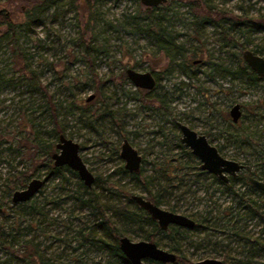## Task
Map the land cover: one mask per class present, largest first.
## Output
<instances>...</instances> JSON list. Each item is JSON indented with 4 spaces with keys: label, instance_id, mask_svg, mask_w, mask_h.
Wrapping results in <instances>:
<instances>
[{
    "label": "rangeland",
    "instance_id": "1",
    "mask_svg": "<svg viewBox=\"0 0 264 264\" xmlns=\"http://www.w3.org/2000/svg\"><path fill=\"white\" fill-rule=\"evenodd\" d=\"M55 1L41 15L39 24L17 31L16 44L13 38L2 39L7 24H1L0 19V72L7 81L13 79L12 82L2 81L0 85V133L12 139V149L7 143L0 152V201L5 203V213H0V231L11 232V225L17 226L21 219L20 242L34 239L35 243H40L45 264H80L79 258L88 264H104L108 259L105 250L78 247L80 238L77 240L76 232L91 225L99 214L92 208H80L67 197L68 193L75 195L79 187L81 180L77 175L64 172L68 181L63 180L61 185L56 184L58 179L47 180L44 174L35 176L46 181L43 192L40 190L33 198L46 214L42 217L45 222L39 227L33 223L34 215L11 201L15 190L27 186L19 184V175L31 172L34 167L32 152L27 154V149L19 144L26 137L25 131H21L22 119L30 113L45 129L50 128L52 121L48 117L47 99L59 103L57 121L65 126L66 136L79 143L80 156L100 179L91 189L105 204L106 217L117 221L119 217L114 215L122 209L134 210L122 192L146 196L143 183L152 179L149 187L154 193L166 191L163 201L175 203L188 212L204 213L211 209L216 217H221L223 210L233 205L227 194L209 184L210 180L202 179L189 186L184 180L185 183L178 186L176 179L172 188L162 176L161 169L171 163V158L176 159L172 164L179 162V167L196 161L188 160L175 145L177 129L167 123L169 120L162 116V110H157V103L149 101L143 90L135 88L127 77V68L156 71L163 76L158 86L171 93L169 110L172 115L183 118L197 132L209 134L213 144H225L221 151L224 157L251 161L253 168L264 177V167L258 164L257 158V151L264 145V113L257 108L264 104V81L247 87L244 78L232 82L217 71H213V79L209 75L212 63L234 65L235 54L243 51L239 47L241 44L245 49L259 47L264 50V31L247 30L243 25L231 26L240 20L264 23V0H171L158 6L175 45L191 61L201 60L192 67L198 71L192 79L180 71L178 56L166 58L156 49L153 40L137 30V26L143 27L145 23L143 16L147 9L138 0ZM204 1L210 5L211 12L207 11ZM30 6L31 0H0V12L17 22L24 20ZM91 14L94 20L88 24ZM134 15L142 19L134 22L131 19ZM19 48L26 59L17 64L15 53ZM25 64L28 70L35 72L39 82L30 80L29 71H22ZM166 72L169 74L163 75ZM35 88L38 90H33ZM91 95L93 98L86 101ZM234 103L241 105L243 116L247 115L238 121V126L247 133H255L250 146L239 147L225 139L235 131L229 115ZM47 136L44 135V139H48ZM125 137L143 157L139 182L118 173L119 167L124 165L119 151ZM33 151H38L41 157L46 155V149ZM184 171L181 166L175 173L181 175ZM54 200H59V204ZM160 206L169 208L168 204ZM31 223L35 227L29 229ZM118 225L131 240H144L137 225ZM237 227L251 239L259 234L264 237V225L256 219H241ZM231 233L232 230L225 226L204 232L184 231L179 237L183 253L193 263L216 258L227 264L246 259H251V264H264V253L255 248L253 256L248 252L250 247ZM154 239H160V235ZM160 247L168 250V247ZM17 248V243L14 248L0 245V260L6 259L8 250ZM86 249L87 256H84L82 252Z\"/></svg>",
    "mask_w": 264,
    "mask_h": 264
},
{
    "label": "trees",
    "instance_id": "2",
    "mask_svg": "<svg viewBox=\"0 0 264 264\" xmlns=\"http://www.w3.org/2000/svg\"><path fill=\"white\" fill-rule=\"evenodd\" d=\"M87 1V0H83ZM118 1V0H115ZM139 1V0H138ZM208 6L207 11L211 12L210 5L204 1ZM55 0H31L30 9L25 12V17L23 21H14L12 17L7 16L6 13L0 12L1 24H7V31L2 37V39L13 38V41L16 44L18 40V35L16 34L20 28L28 27L32 24H39L41 22V15L46 11L47 8L51 7L55 4ZM146 14L143 16L144 25L143 27L137 26V30L144 32L151 40H153L155 47L158 51L162 52L166 58L172 59L173 56H178L180 70L188 77L193 78L198 74L197 70H193L194 67L190 58L185 55V53L181 50L178 45H175V40L172 36V32L168 29L167 25L164 23V17L159 15L158 7H146ZM142 17V16H141ZM139 15H134L131 19L135 22L137 20H141ZM94 20L93 14L90 15L88 19V24ZM247 26V30L251 31H264V23L262 22H250L248 20H241L237 23H232L231 26ZM10 36V37H9ZM241 50H245V45H239ZM15 53L16 63H22L24 59H26V54L23 52L22 48ZM15 50V49H14ZM253 53L261 55L264 57V50L261 48H252L250 49ZM22 71L26 73L29 71V78L31 81H38V76L35 72L28 70V65H24ZM212 72L209 75L212 77V73L219 72L222 76L230 78H235L239 75V77L244 78L245 84L247 87H254L259 79L254 74V72L243 63L241 67H238V64L235 66H227L220 64H211ZM38 79V80H37ZM12 82L13 79L6 80L4 74L0 72V85L1 82ZM39 82V81H38ZM184 85V83H182ZM183 87V86H182ZM162 88L156 86L152 91L144 92L146 98L149 101H154L157 103V110H162V116H164L167 120L173 116L171 111L169 110V102L172 100L169 92L162 91ZM33 90H38L35 88ZM180 91L181 88H178ZM86 101H88L86 99ZM48 117L52 121V125L50 128L44 127L42 122H38L36 117H32L30 113H27L26 116L23 117L22 121V132L25 131L26 137L21 140L19 144L23 145L21 148L27 149V154L32 152V162L33 169L28 173H21L18 177V182L20 185L25 186L29 183V181L35 177H40L42 174L45 175L47 180L58 179L56 184H60L64 181H68V177L65 176L64 172H69L71 175H77V173L67 166H54L52 162L51 155L54 152L55 144L58 141V136L60 134H65V126L57 121V113L59 103H53L52 101H46ZM257 108H260L264 113V104L258 105ZM32 111V110H31ZM35 111V109H33ZM32 111V112H33ZM260 115V114H258ZM247 115H244L245 117ZM257 116V115H255ZM100 117V116H99ZM87 126H90L87 124ZM231 126V125H230ZM235 127L234 132H230V140L228 143L237 144L239 147L250 146L253 144V136L255 133H247L243 129L238 126V123L232 125ZM231 126V127H232ZM48 135V139H44V135ZM239 135V138L237 137ZM261 137V133L258 134ZM71 136V135H70ZM126 138V137H125ZM10 137L5 133H0V149L3 145L9 143V149H12ZM54 140H57L54 142ZM179 148L182 152H185V148L178 143ZM46 149L45 156L41 157L39 152L33 151L34 149ZM3 149H1V153ZM188 160H193L194 157L190 156V154L186 155ZM258 164L264 167V145L260 146V149L257 151ZM176 160L174 158L170 159V164L166 167H163L162 176L171 183V187L174 188L175 180L177 179V185H183L184 180L187 181V185H195L199 183L200 179L210 180L209 184H214L217 189L221 190L222 193L227 194L231 199L230 205L223 210L221 217H216L211 209L204 211V213L198 212H188L187 209H181L177 204L170 203V201H163L162 197H164L163 192L152 191L149 185L152 184V180L146 181L143 183V188L146 192V197L156 205L168 204V210L173 212L182 213L185 215H194L196 217L197 225L194 229H184L177 226H170L166 231H160L157 223L153 220L148 213H146L141 207H139L131 198L128 193L123 191V195L126 197V201L133 204L134 210L127 211L122 209L114 216H118L119 220L114 221L113 217H106L105 215V204L101 202L100 195L96 193L94 189L86 187L81 181L78 182L79 187L75 191V195L67 194L68 198L73 199L78 203L80 208H92L96 210L99 214L97 218L94 219L91 225L84 226L80 228L76 232V238L79 240L78 247L86 246L88 249L96 248L100 250H105L108 254V259L104 264H130L127 258L123 255L121 250L119 249L118 240L121 236H125L126 231L121 230L119 228L120 224H130L137 225V230L142 232V237L144 240L154 241L158 246L162 245L168 247V250L174 252L176 254V260L173 263H162L158 261L149 262V264H194L191 262L187 256L183 253L181 243H180V235L184 231H197L204 232L208 230L210 227H227V229L232 230L231 235L238 237L239 241H242L243 244L248 245L249 251L253 256L255 255V248L258 252L264 253V237H261L260 234L255 239H251L247 237L246 234L241 232L240 227H237V223L241 219H256L259 224L264 225V191L257 190L251 185H245L244 180L240 178H231L228 183H224L216 178L214 175H209L206 171H201L198 169V163H185L180 164L182 169H185L181 175H177L175 172L179 170V162L172 164V162ZM195 160V159H194ZM247 164L253 165L251 161H246ZM143 168L138 174L131 173L127 171L123 165H121L118 169V173L121 175H128L133 181L139 182L140 177L143 174ZM44 172V173H43ZM78 176V175H77ZM187 178V179H186ZM100 179L98 177L95 178L94 184L97 186L99 184ZM180 182V184H179ZM177 186V187H178ZM63 189L62 187H60ZM41 192L43 190L41 189ZM74 194V193H73ZM129 196V197H128ZM11 200V199H10ZM12 201V200H11ZM55 204H59V200H54ZM13 202V201H12ZM14 203V202H13ZM56 204V205H57ZM4 205L3 201H0V213L4 214ZM14 205L20 206L25 212L30 213L32 216L34 215V221L38 227L45 222V219L42 218L45 213H43L42 209L38 206V202L36 199H31L27 202H19L14 203ZM37 216H40L41 219H36ZM225 218V219H224ZM222 219V221H221ZM22 220H19L17 226L11 225L12 231L7 233L6 231H0V245L1 246H10L14 248V244L17 243L19 248L15 250H8L7 257L4 261L0 260V264H45L44 259L45 255L42 253L40 248V243H35L34 239L26 240L23 239L21 243V228L20 223ZM221 222L220 224H218ZM31 223L28 228L31 229L35 227ZM213 225V226H212ZM31 227V228H30ZM148 229H144L147 228ZM16 228V229H15ZM156 235H160V239L155 240ZM165 240V242H162ZM9 248V247H8ZM86 249L84 252V256H87ZM85 258V257H84ZM226 259V258H224ZM80 264H88L86 261L82 259H78ZM251 259L239 260L237 264H251ZM93 264H100V262H95Z\"/></svg>",
    "mask_w": 264,
    "mask_h": 264
},
{
    "label": "water",
    "instance_id": "3",
    "mask_svg": "<svg viewBox=\"0 0 264 264\" xmlns=\"http://www.w3.org/2000/svg\"><path fill=\"white\" fill-rule=\"evenodd\" d=\"M171 0H139L145 7H157ZM243 60L246 65L257 75L264 76V57L254 54L251 50L245 49L242 53ZM126 74L132 84L136 88L152 89L156 84V80L151 72H140L133 68H127ZM93 98L89 96L87 100ZM233 123H236L240 116L241 110L239 104H234L229 110ZM180 129V142L199 159L200 168L208 171L223 181L228 180V176H236L237 173L245 169L248 174H254L249 165L240 163L239 161L228 159L222 156L218 149L210 144L203 134H198L195 130L186 124L177 122ZM55 151L51 158L53 165L67 166L75 171L79 179L86 187H92L95 176L88 169L86 163L79 154V143L64 134L58 136L55 144ZM120 158L124 161V168L138 174L141 170L142 156L138 150L132 146L127 138H124L120 145ZM250 184L258 189L264 190V181L248 176ZM45 180L35 177L29 181L24 189H18L13 192L12 201L14 203L27 202L33 199L45 184ZM131 199L149 216L157 221L161 230H166L169 225H176L185 228H192L194 220L189 216L173 212L156 205L149 199L139 194H132ZM119 249L127 258L130 264H148L147 261H158L162 263H173L176 260V254L169 250L159 247L156 243L148 240L133 241L127 236H121L118 240ZM194 264H227L226 262L216 258H205L196 261Z\"/></svg>",
    "mask_w": 264,
    "mask_h": 264
},
{
    "label": "flooded vegetation",
    "instance_id": "4",
    "mask_svg": "<svg viewBox=\"0 0 264 264\" xmlns=\"http://www.w3.org/2000/svg\"><path fill=\"white\" fill-rule=\"evenodd\" d=\"M161 5H163V4H161ZM160 6V5H159ZM158 7V6H157ZM241 21V20H240ZM250 50V49H249ZM244 51V50H243ZM243 51L241 52V54H235V57H236V59H235V62H234V65H232V66H235L236 67V65L238 64V67H241V65L243 64V63H245V61L243 60V57H242V53H243ZM253 52V51H252ZM162 53V52H161ZM163 54V53H162ZM255 54V53H254ZM164 55V54H163ZM261 56V55H260ZM200 61L201 60H197V59H193V61H192V63L194 64V65H196V64H198V63H200ZM246 64V63H245ZM227 66H231V65H227ZM180 67V66H179ZM146 71H149V72H151V74L153 75V77L155 78V80H156V84H155V86H154V88H152V89H150V90H148V89H143V88H137V89H141V90H143L144 92H148V91H152L153 89H155V87L156 86H158V82L159 81H161L162 79H163V76H160L156 71H150V70H145V71H140V72H146ZM181 71V70H180ZM253 71V70H252ZM182 72V71H181ZM254 72V71H253ZM166 74H169V72H166L165 74H163V75H165V76H167ZM182 74L184 75V76H186L183 72H182ZM254 74L257 76V78L259 79V81L257 82V84H259L260 82H262V81H264V76H259V75H257L255 72H254ZM212 75V74H211ZM220 76H222L221 74H220ZM128 77V76H127ZM187 77V76H186ZM222 77H224V76H222ZM188 78V77H187ZM210 78H214V76L212 75V77L210 76ZM227 78H228V80H230V81H237V80H239V79H242V77H239V75L237 76V77H235V78H230L229 76H227ZM129 79V78H128ZM192 79V78H191ZM130 80V79H129ZM183 83V81H180V84L181 85H183L182 84ZM256 84V85H257ZM184 85H185V83H184ZM136 88V87H135ZM178 88H181L180 86L179 87H177V89ZM262 88H264V86H262ZM234 104H239V103H234ZM233 104V105H234ZM232 105V106H233ZM231 106V107H232ZM239 106H240V110H241V116H240V118H239V120L243 117V112H242V108H241V105L239 104ZM230 115V114H229ZM231 118V117H230ZM238 120V121H239ZM238 121L236 122V123H234V124H237L238 123ZM177 122H181V123H184V124H186L188 127H190L191 129H193L192 128V126H190V125H188L187 123H185L184 122V120H183V118H180V117H175V116H172L171 118H170V120L169 121H167V123H170V124H172L176 129H177V131H178V135H174L175 136V138H176V142H175V145L179 148V145H178V143H180V145H182L184 148H185V151H186V153L185 152H183L185 155H187V154H190V156H192V157H194V159H195V161L198 163V169H200L201 171H206V170H203V169H201L200 168V161H199V159L191 152V150L189 149V148H187V147H185L181 142H180V137H181V132H180V129H179V127L177 126ZM231 122H232V119H231ZM233 123V122H232ZM194 130V129H193ZM196 131V130H195ZM197 132V131H196ZM198 134H203V135H205L206 136V138H207V140H208V142L210 143V144H212V145H214L217 149H218V151H219V153L222 155V153H221V151H222V149L226 146L225 144H219V145H215V144H213L210 140H209V134H206V133H201V132H197ZM262 135V134H261ZM238 138H239V135L237 136ZM262 137V136H261ZM124 139V138H123ZM122 139V140H123ZM128 139V138H127ZM225 139H226V141L228 142L229 140H230V136H229V134H228V136L227 137H225ZM130 142V141H129ZM131 143V142H130ZM132 144V143H131ZM230 144V143H229ZM133 146V145H132ZM134 147V146H133ZM79 152H80V150H81V147H80V145H79ZM139 152V151H138ZM141 155V154H140ZM142 156V155H141ZM223 156V155H222ZM84 161V160H83ZM142 161H143V157H142ZM237 161V160H236ZM240 163H243V164H245V165H249L250 167H251V169H252V171L254 172V174L252 175V174H248V172L245 170V169H242V170H240L238 173H237V175L236 176H234V177H232V176H228V180L227 181H223V180H220L219 178V180L220 181H222V182H224V183H228L229 181H230V179L231 178H240V179H242V180H244V184L247 186V185H251L250 184V182L248 181V176H252V177H254V178H257V179H260V180H262V181H264V177L263 176H261L262 174L261 173H259L258 171H257V169L256 168H253V166L252 165H250V164H247L246 163V161H239ZM141 167H142V164H141ZM206 172H208V171H206ZM208 174L209 175H213V174H211V173H209L208 172ZM216 177V176H215ZM96 178V177H95ZM217 178V177H216ZM200 180H202V179H200ZM204 180V179H203ZM209 180V179H208ZM95 182V181H94ZM83 183V182H82ZM94 184V183H93ZM252 186V185H251ZM254 187V186H253ZM88 188H91V187H88ZM254 188H256V187H254ZM257 190H261V189H258V188H256ZM261 191H264V190H261ZM221 192V191H220ZM130 198H131V195H130ZM146 198V197H145ZM146 212V211H145ZM192 212H195V211H192ZM147 213V212H146ZM187 216H189L190 218H192L193 220H194V226L192 227V228H185V227H181V228H184V229H189V230H191V229H194L195 228V226L197 225V221H196V217L194 216V215H187ZM154 220V219H153ZM156 223H157V221H156ZM157 226H158V228H159V225H158V223H157ZM170 226H176V225H169L168 227H167V229L170 227ZM213 226V225H212ZM177 227H180V226H177ZM210 228H212V227H210ZM209 228V229H210ZM166 229V230H167ZM208 229V230H209ZM159 230L160 231H166V230H161L160 228H159ZM148 241H150V240H148ZM152 242H154V241H152ZM155 243V242H154ZM160 247V246H159ZM162 248V247H161ZM170 251V250H169ZM172 252V251H171ZM223 261V260H222ZM225 262V261H224ZM195 263V262H194Z\"/></svg>",
    "mask_w": 264,
    "mask_h": 264
}]
</instances>
